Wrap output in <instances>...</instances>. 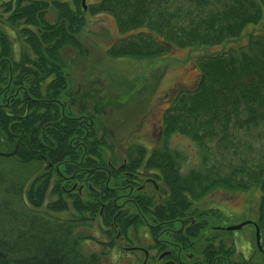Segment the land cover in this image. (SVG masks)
<instances>
[{
	"label": "trees",
	"instance_id": "1",
	"mask_svg": "<svg viewBox=\"0 0 264 264\" xmlns=\"http://www.w3.org/2000/svg\"><path fill=\"white\" fill-rule=\"evenodd\" d=\"M0 9L34 55L14 59L0 28V264H104L83 246L94 238L86 232L93 227L106 237L105 251L116 248L119 230L128 237L149 226L158 234L164 222L190 215L202 222L210 213L197 206L213 191L255 188L261 259L236 260L235 248L218 240L221 232L210 235L204 220L181 236L191 237L184 239L191 249L199 242L201 264H226V256L229 264H264V0H98L89 6L90 14L114 17L120 37L109 55L137 60L237 42L249 26L259 27L245 44L197 58V86L179 91L165 110L158 145L138 147L122 163L108 157L107 137L93 118L61 103L67 80L59 54L66 45L81 47L82 0H0ZM174 136L195 145L198 167L184 172L188 157L171 147ZM124 171H145L164 200L132 191ZM134 195L136 206L129 200Z\"/></svg>",
	"mask_w": 264,
	"mask_h": 264
},
{
	"label": "rangeland",
	"instance_id": "2",
	"mask_svg": "<svg viewBox=\"0 0 264 264\" xmlns=\"http://www.w3.org/2000/svg\"><path fill=\"white\" fill-rule=\"evenodd\" d=\"M96 1L84 2L86 22L79 34L81 47L66 45L60 50L59 63L67 80V91L61 103L76 115L93 118L98 133L107 137L110 147L106 151L108 157L119 158V163L138 147L151 151L158 145L165 110L179 91L197 86V58L220 54L231 46L245 44L248 34L259 28L249 26L246 34L237 42L174 49L170 56L161 59L113 57L108 49L119 39L120 33L113 16L90 14L89 6ZM6 16L0 9V28L11 40L14 59L20 60L24 54L33 58L25 37L8 25ZM48 20L52 23L56 20L53 9L49 11ZM242 139L246 137L242 136ZM170 145L187 154L184 172L199 166V152L189 139L174 136ZM260 199L261 192L256 188L248 192L213 191L199 206L201 211L209 210L210 213L203 219L207 223L205 230L210 232L216 225L234 226L250 220L257 222ZM100 230L95 226L86 231L94 237L84 242L86 252L101 255L104 264H138L143 260L140 253L121 249V243H117L116 248L104 251L101 242L107 239ZM212 230L209 234L217 235V231ZM140 233L141 246L152 245L148 230L142 227ZM227 235L226 243H235L233 247L238 261L250 258L257 249L253 225L248 224ZM255 256L258 258V255Z\"/></svg>",
	"mask_w": 264,
	"mask_h": 264
},
{
	"label": "flooded vegetation",
	"instance_id": "3",
	"mask_svg": "<svg viewBox=\"0 0 264 264\" xmlns=\"http://www.w3.org/2000/svg\"><path fill=\"white\" fill-rule=\"evenodd\" d=\"M128 174L130 176L128 180L131 181L129 182V186H131L132 191L137 189L138 193H144L147 196L155 197L156 200L159 201L164 200V196L163 195L161 196L158 193L160 189L158 183H156L152 179V177L146 175L147 173L145 171H142L141 173H133V172L131 173L129 171H124V176ZM133 182L139 183L140 185L133 187ZM148 186H150V188ZM147 187L151 189V192L149 191V189H147ZM73 189L76 190L81 195L83 194L82 185L80 186L79 184L76 183ZM135 197L136 196L134 195V197L129 198V200L131 201V204L136 206V203L134 202ZM199 206L200 203L198 204L197 207ZM119 208L124 209L122 205H119ZM202 222L196 220L194 218V215L188 216V220H184L183 218L179 217L175 220L164 222L163 223L164 228L158 234L153 232L152 227L149 226L143 227L148 230V234L153 240L152 245L148 247L141 246L140 229L138 232H134V229L130 230L128 237H126V235H123L122 231L119 230L117 231V243L119 244L121 243L120 246L121 249L125 250L126 252L127 251L134 252L136 254L140 253L143 257V260H141V262L138 264H201V256L197 253L199 242L195 240V242H193L192 244L196 249L195 248L191 249L189 247H186L184 239L187 238L188 240H190L191 237L188 235L187 237L185 236L182 237L181 234L183 235L187 234L185 233L186 232L185 229L190 228L194 225L200 226ZM250 225H253L257 234L256 224L250 223ZM227 227L229 226L216 225L212 229L221 232L220 237H218V240L220 242L222 241L225 244V247L229 250L233 247V245H235V243H231L228 245L225 239H227L226 237L229 236L227 234L232 235V233L237 230L229 231ZM186 249H190V250L187 251ZM260 253L262 254L263 252L257 246V249L255 250V252L252 253L250 258H246V259H251L254 257V255H258V258L257 256H255V258L259 259ZM224 260L226 264H229V261L231 260V256L230 258L227 256L224 257Z\"/></svg>",
	"mask_w": 264,
	"mask_h": 264
},
{
	"label": "water",
	"instance_id": "4",
	"mask_svg": "<svg viewBox=\"0 0 264 264\" xmlns=\"http://www.w3.org/2000/svg\"><path fill=\"white\" fill-rule=\"evenodd\" d=\"M83 2H85V0H83ZM249 223H252V221H247V222H244V223L239 224V225L230 226V227H227V229H228L229 231L239 230V229H241L243 226H245L246 224H249ZM255 224H256V223H255ZM256 227H257V245H258L259 249L262 250L260 228H259V226H258L257 224H256Z\"/></svg>",
	"mask_w": 264,
	"mask_h": 264
}]
</instances>
